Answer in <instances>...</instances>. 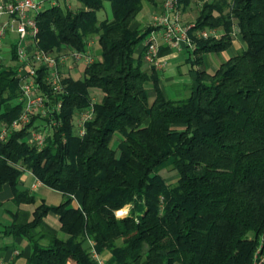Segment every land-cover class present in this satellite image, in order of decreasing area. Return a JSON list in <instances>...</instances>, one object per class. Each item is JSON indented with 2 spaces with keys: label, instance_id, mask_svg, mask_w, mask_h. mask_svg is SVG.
I'll return each mask as SVG.
<instances>
[{
  "label": "trees",
  "instance_id": "1",
  "mask_svg": "<svg viewBox=\"0 0 264 264\" xmlns=\"http://www.w3.org/2000/svg\"><path fill=\"white\" fill-rule=\"evenodd\" d=\"M79 1L37 14L39 46L85 51L96 37L101 47L81 77H65L64 91L52 95L63 99L62 123L42 149L23 140L27 128L0 140V192L9 183L16 200H34L17 187L30 170L67 198L43 201L31 220L14 221L6 233L30 239L28 264H98L83 247L87 238L115 264H264V0H197L196 48L187 47L193 62L227 50L237 32L245 46L213 73L198 68L183 97H167L160 72L145 67L140 48L150 28L133 26L144 0H109L112 17L103 19L106 0ZM181 2L187 9L192 0ZM206 27L223 34L198 37ZM12 52V64L0 63L6 122L23 110ZM93 98L94 116L80 135L76 116ZM169 166L175 182L160 172ZM127 204L129 213L117 216ZM50 211L60 215L62 235L34 232Z\"/></svg>",
  "mask_w": 264,
  "mask_h": 264
},
{
  "label": "built area",
  "instance_id": "2",
  "mask_svg": "<svg viewBox=\"0 0 264 264\" xmlns=\"http://www.w3.org/2000/svg\"><path fill=\"white\" fill-rule=\"evenodd\" d=\"M208 0H198L202 5ZM56 3V2H55ZM54 3V4H55ZM44 8L43 0H7L0 2V15L9 16V20L0 21V63L3 58V43L9 29L16 28L20 41L16 45L18 67L16 77L19 81L20 100L23 110L11 122L0 121V140H8L14 130L27 128L23 140L42 149L54 127L62 123L60 116L63 99H54L52 95L61 94L64 89V78L76 72L81 64L88 65L96 59L90 44L85 51L69 47L61 50H48L39 46V25L37 14ZM196 22H189L184 17L181 0H163L161 7L152 14L149 30L141 43L140 51L146 62L163 69L166 60L159 56L163 44H170L178 49L196 48L191 31ZM223 29L206 27L197 32L198 37H220ZM29 38L31 44L23 41ZM42 69L45 73L42 75ZM73 76V75H72ZM47 86L50 92L45 90ZM93 98L90 107L82 110L75 119L77 132L84 135L86 122L94 116ZM129 209H120L119 214H128ZM98 264H106L101 254L95 249L91 251ZM0 264H8L0 257Z\"/></svg>",
  "mask_w": 264,
  "mask_h": 264
},
{
  "label": "crops",
  "instance_id": "3",
  "mask_svg": "<svg viewBox=\"0 0 264 264\" xmlns=\"http://www.w3.org/2000/svg\"><path fill=\"white\" fill-rule=\"evenodd\" d=\"M7 0H0L4 2ZM67 3L71 7H76L80 5L79 0H43L44 7L52 5L54 3ZM161 3L156 6L151 0H144L145 10L143 9L137 15L136 19L133 22L134 27H140L146 29L150 26L152 21V14L161 7ZM198 6L197 0H192L191 5L187 9H183L184 17L186 20H191L192 8ZM144 8V6H143ZM9 20V16L0 15V21ZM240 41L243 39L241 35H238ZM20 37L16 31L9 29L6 38L3 43V58L2 62L6 58L12 59L13 48H16V45L19 43ZM26 44H31L29 38L23 41ZM233 44L227 49L220 53H215V56H209L207 53H203L204 60L203 63L193 62L197 58L195 53L189 52L188 48L178 49L170 44H163L160 48L159 56L166 60V63L163 69H157L161 74V86L167 97L179 96L186 93V89H189L192 84L196 81V70L201 69H214L217 70L222 61L228 59L231 55L236 54L238 49L240 50L244 44ZM244 43V41H243ZM237 45V46H236ZM90 47L96 57L101 54V47L97 38H93V42L90 44ZM5 63V62H4ZM7 64V63H6ZM189 67L186 68V66ZM152 66L146 62L145 67ZM86 65L81 64L78 70L72 73L73 76L79 70L84 72ZM82 76V75H81ZM80 77V76H78ZM20 190L28 191L29 195L35 197L34 200L30 199H15L14 192L9 183H6L0 192V257L8 264H28L29 258L33 252V246L30 239L23 234H12L6 233L5 228L9 226L14 221L18 223H27L34 216V212L38 205L43 201L49 205H58L62 203L67 195L63 192L45 184L42 182L32 171L26 170L17 185ZM76 201H73V204L76 205ZM40 230L47 231L50 233H58L62 235L61 231V221L60 215L57 212L50 211L45 217L41 226L34 230V232H39ZM42 242H46L45 239H42ZM94 241L90 238H87L83 241V247L89 251H92L95 247ZM101 256L105 260L106 264H115V259L111 257L109 252L102 253ZM67 264H75V261L70 259Z\"/></svg>",
  "mask_w": 264,
  "mask_h": 264
},
{
  "label": "rangeland",
  "instance_id": "4",
  "mask_svg": "<svg viewBox=\"0 0 264 264\" xmlns=\"http://www.w3.org/2000/svg\"><path fill=\"white\" fill-rule=\"evenodd\" d=\"M144 10H145V5H144V8H143V11L142 12H144ZM192 10V13H191V20H187V21H189V22H195L196 21V19L198 18V15H199V6H195L194 8H192L191 9ZM98 17L100 18V19H103V18H106V17H112V10H111V3H110V1L109 0H106L105 1V3H104V7L98 12ZM239 34H238V32L237 33H235V36H234V40H235V44H240V46L242 45V44H244L243 43V41L241 40H239L238 38H236L237 36H238ZM242 38V37H241ZM234 40H233V42H234ZM237 46V45H236ZM244 46H245V44H244ZM243 46V47H244ZM242 47V48H243ZM241 48V49H242ZM240 49V50H241ZM237 51H239V49L237 50ZM209 54V56H215L216 54L215 53H207V55ZM5 63H7V64H12L13 62L11 61V59H9V58H6L5 59V61H4ZM187 67H189V65H187L186 66V68ZM210 72H215L214 71V69H210L209 70ZM81 75H83V72H81L80 70H79V72H77L76 74H75V77H78V76H80L81 77ZM209 80V79H208ZM189 92H190V89H186V93H184V94H182V95H179V96H174V97H183V96H186V95H188L189 94ZM161 174L169 181V182H175L176 181V179L178 178V174H177V171H176V169L175 168H173L172 166H169V167H165V168H163L161 171ZM131 204H127L126 206H124V207H122V208H120V209H129L128 210V213H129V211H130V208H131ZM120 209H118L117 211H116V215L117 216H119V217H123V216H121L120 214H119V210ZM125 215H127V214H125ZM124 215V216H125Z\"/></svg>",
  "mask_w": 264,
  "mask_h": 264
}]
</instances>
